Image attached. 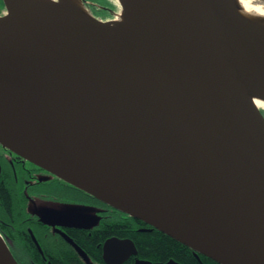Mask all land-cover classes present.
I'll use <instances>...</instances> for the list:
<instances>
[{
    "label": "water",
    "instance_id": "obj_1",
    "mask_svg": "<svg viewBox=\"0 0 264 264\" xmlns=\"http://www.w3.org/2000/svg\"><path fill=\"white\" fill-rule=\"evenodd\" d=\"M3 1L0 143L198 256L264 264V113L247 85L264 96V73L245 80L206 17L252 52L261 34L225 0H119L123 24ZM64 101L80 120L61 122ZM72 145L102 155L92 167ZM113 165L110 185L98 172ZM131 245L110 238L105 256ZM0 264H20L1 232Z\"/></svg>",
    "mask_w": 264,
    "mask_h": 264
},
{
    "label": "flooded vegetation",
    "instance_id": "obj_2",
    "mask_svg": "<svg viewBox=\"0 0 264 264\" xmlns=\"http://www.w3.org/2000/svg\"><path fill=\"white\" fill-rule=\"evenodd\" d=\"M87 1L94 14L101 18L108 17L114 7L105 3L106 0ZM20 172H24L22 175L27 176L25 179L27 183L33 182L32 186L29 185V189H23L33 196L30 216L21 219L17 222L18 226H15L6 220L8 213L6 206L2 204L4 211H0L2 235L17 260L29 259L31 264H41L42 260L47 264H54L53 260L71 256L81 264H171L173 262L186 264L173 256L155 263V259L141 252L138 242L126 234L110 233L101 236L102 225L110 224L109 221L114 220L116 216L126 220L131 230L136 232L142 233L156 228L104 201V204H100L102 200L88 192L95 197L88 195L87 199L90 203H85L84 194L75 188L57 187L49 189L50 193L42 192L43 190L37 188V182H51V185H57L60 181L55 177H59L0 143V184L4 183L6 173L13 177L18 176ZM55 202L81 204L88 212L64 210L51 205ZM84 236L95 237V244L85 247L81 244ZM110 238H118L122 241L129 239L134 243V248L132 249V245L127 246L124 250L128 251L130 248L131 252L122 258L114 255L112 258H107L105 244ZM191 254L199 264H210L205 259V255L198 256L193 250Z\"/></svg>",
    "mask_w": 264,
    "mask_h": 264
},
{
    "label": "bare ground",
    "instance_id": "obj_3",
    "mask_svg": "<svg viewBox=\"0 0 264 264\" xmlns=\"http://www.w3.org/2000/svg\"><path fill=\"white\" fill-rule=\"evenodd\" d=\"M23 4L20 6L10 5L9 11L12 14H34L44 13L49 11H58L72 14H79L87 17H95L90 8L85 4L83 0H22ZM119 2V0H117ZM226 4L236 16V18L256 29L261 37L264 39V17H257L243 13V6L239 0H225ZM264 3V0H260ZM120 8V9H119ZM197 8L199 12L206 9V5L201 1L197 0ZM117 9H119L117 11ZM113 17L105 20L113 24H123L128 21V14L125 12L122 6L116 8V12L112 14ZM206 24L211 32L214 34L216 39L222 45L240 75L245 79L246 73L251 68H258L264 73V51H250V48L245 43L238 42L232 39L220 26V24L214 18V14L210 13L206 17ZM246 80V79H245ZM248 89L254 100L256 106L259 109H264V96L256 91L248 83ZM264 113V112H263ZM73 118L74 121H78L81 118V112L78 107L62 102L60 106V120L65 122ZM71 148L78 154V156L90 166H95L98 159L102 155V152L93 146L85 145H72ZM98 174L107 180L110 185H114L118 175L123 174V171L118 166H110L107 170L98 172Z\"/></svg>",
    "mask_w": 264,
    "mask_h": 264
},
{
    "label": "trees",
    "instance_id": "obj_4",
    "mask_svg": "<svg viewBox=\"0 0 264 264\" xmlns=\"http://www.w3.org/2000/svg\"><path fill=\"white\" fill-rule=\"evenodd\" d=\"M104 0H102L103 2ZM0 15L7 12L5 10V3L3 0H0ZM110 15V14H109ZM108 15V16H109ZM20 172L18 176H11L10 174H5L4 183L0 184V211L2 210L1 205L3 204L7 208V217L10 223L14 224L15 226L18 221L21 219L28 218L32 212V198L33 196L30 195L28 192L23 191V189H29V185L32 186L33 182H26L27 176H23ZM55 177V176H54ZM56 180L60 181L57 185H51V182H37V185L42 192H49V189H55L57 187H64V188H75L82 192L84 195V202L90 203L87 199L88 195L95 198L94 196L88 194L85 190L72 185L71 183L66 182L63 179L56 178ZM17 190V191H16ZM43 194V193H42ZM70 196V194H68ZM67 195V196H68ZM100 201V200H99ZM100 204H104L103 201H100ZM110 224L102 225L103 229L100 232L101 236L110 233L116 234H126L133 237L139 245L141 252H143L147 256H151L155 259V263L158 260H165L170 256L176 257L180 261L186 264H199L197 259L191 254L193 250L191 247L181 243L180 241L172 238L171 236L165 234L164 232L154 229L152 231L146 232H136L131 230L130 225L126 220L119 219L117 216L114 220L109 221ZM0 232L3 233L2 229L0 228ZM96 238H88L87 236L83 237L81 244L85 247H89V245L95 244ZM29 246V245H27ZM210 264H220L211 258L204 256ZM21 264H31V260L29 259H18ZM54 264H81L79 263L76 258L74 257H66L64 259L53 260ZM41 264H47L45 261L41 260Z\"/></svg>",
    "mask_w": 264,
    "mask_h": 264
},
{
    "label": "rangeland",
    "instance_id": "obj_5",
    "mask_svg": "<svg viewBox=\"0 0 264 264\" xmlns=\"http://www.w3.org/2000/svg\"><path fill=\"white\" fill-rule=\"evenodd\" d=\"M116 1L117 0H110V2H109V0H106V2L105 3H108V4H111L112 6H113V2H115L116 3ZM89 8V7H88ZM0 9H1V7H0ZM120 9V8H119ZM119 9H117V11L119 10ZM5 10H7L8 11V8L6 7V5H5ZM92 11V10H91ZM113 12L115 13L116 12V9H113ZM112 12V13H113ZM112 13H110V15L108 16V17H106V18H101V17H98V16H96L94 13V15H95V17L96 18H98V19H102V20H108V19H110V18H112L113 17V15H112ZM263 112H264V109H261ZM39 204V203H38ZM37 204V205H38ZM42 204V203H41ZM51 205H53V206H56V207H58V208H63L64 210H69V211H77V212H80V213H86V212H88L85 208H83V206L81 205V204H73V203H65V202H55V203H51ZM46 206V205H45ZM86 223V222H85Z\"/></svg>",
    "mask_w": 264,
    "mask_h": 264
},
{
    "label": "clouds",
    "instance_id": "obj_6",
    "mask_svg": "<svg viewBox=\"0 0 264 264\" xmlns=\"http://www.w3.org/2000/svg\"><path fill=\"white\" fill-rule=\"evenodd\" d=\"M239 2L243 6L242 14L264 17V3H261L260 0H239Z\"/></svg>",
    "mask_w": 264,
    "mask_h": 264
}]
</instances>
